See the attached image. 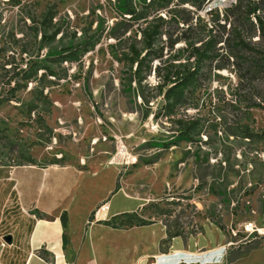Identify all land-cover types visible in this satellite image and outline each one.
Masks as SVG:
<instances>
[{
	"label": "rangeland",
	"instance_id": "1",
	"mask_svg": "<svg viewBox=\"0 0 264 264\" xmlns=\"http://www.w3.org/2000/svg\"><path fill=\"white\" fill-rule=\"evenodd\" d=\"M176 3L144 16L137 2L125 14V0H0V165L115 166L120 187L148 201L143 219L201 246L220 234L228 253L218 264H264V143L231 135L249 94L227 52L207 62L186 105L166 112L167 77L194 67V49L213 38L209 5L196 14ZM50 10L54 27L45 30ZM154 23L161 59L143 44ZM140 54L148 59L138 75L131 59ZM251 112L261 132L264 109ZM184 124L198 127L187 135ZM136 204L121 190L112 197V211Z\"/></svg>",
	"mask_w": 264,
	"mask_h": 264
},
{
	"label": "crops",
	"instance_id": "2",
	"mask_svg": "<svg viewBox=\"0 0 264 264\" xmlns=\"http://www.w3.org/2000/svg\"><path fill=\"white\" fill-rule=\"evenodd\" d=\"M112 165L90 169L69 164L0 165V264H218L227 257L222 236L206 243L173 237L159 223L116 228L107 221L140 211L148 201L120 187ZM119 190L137 201L112 211ZM67 215L64 226L62 216ZM157 229L154 236L142 233ZM154 231V230H153ZM64 234L67 242H64ZM50 254V261L40 251Z\"/></svg>",
	"mask_w": 264,
	"mask_h": 264
},
{
	"label": "trees",
	"instance_id": "3",
	"mask_svg": "<svg viewBox=\"0 0 264 264\" xmlns=\"http://www.w3.org/2000/svg\"><path fill=\"white\" fill-rule=\"evenodd\" d=\"M125 14H135L133 7L134 2L139 3L145 10L144 16L149 15L151 9H161L168 7L172 0H125ZM212 0H176V6H190L193 13L203 11ZM236 2L220 11L212 9L207 11V15L211 16V24L209 33L212 35L208 42L202 48H195L192 56L195 60L194 67L186 68L184 72L177 73L175 77H167L164 99L165 107L168 115H172L177 107H181L188 103L190 95L198 91L200 77L204 68L209 61L215 60L220 56L219 49L226 51L229 58L233 59L241 83L246 79L247 84L244 90L248 92V102L246 110L242 115V120L237 129L231 131V135L240 136L248 141L264 143V130L256 132L251 127L249 121L253 120L251 110L253 108L264 109V88L254 84L264 83V0H235ZM177 12H180L178 10ZM55 14L50 10L43 18L42 25L45 30L53 26ZM199 17V16H198ZM197 17V18H198ZM163 21L162 18H159ZM201 21V19H200ZM189 23L190 20H186ZM130 25H126L125 30L130 29ZM161 25L153 24L144 30L143 44L145 51L154 53L155 59H161L162 54L155 50V44L159 35ZM215 32V33H214ZM57 32L53 33V38ZM221 33V35H220ZM219 48H216L221 44ZM94 45L85 46L82 50H71L69 57L61 58V61H74V56L79 52H88L94 49ZM148 57L141 54L132 58V64L137 63V74L139 75L143 67H147L146 61ZM152 68H150L151 70ZM35 73H38L37 71ZM54 75L53 72H50ZM32 75L28 76L30 79ZM244 85V84H243ZM198 125L188 126L184 124L185 131L183 133L189 135L196 130ZM126 217L124 220L121 217ZM64 226L67 224V215L62 216ZM151 222L143 219L138 212L123 213L117 217L107 221L106 224L116 228H132L135 226H145ZM168 236L176 237L178 234L168 232ZM64 242H67V236L64 234ZM40 256L47 261H50V254L46 250L40 251Z\"/></svg>",
	"mask_w": 264,
	"mask_h": 264
},
{
	"label": "built area",
	"instance_id": "4",
	"mask_svg": "<svg viewBox=\"0 0 264 264\" xmlns=\"http://www.w3.org/2000/svg\"><path fill=\"white\" fill-rule=\"evenodd\" d=\"M215 1L217 2V5H215V6H211V4H209V6L207 7L206 11H210V10H212L214 7L218 6V4H219V0H215ZM215 1H213V2H215ZM226 1H227L226 8L232 6V5L236 2L235 0H226ZM114 158H115V157H114ZM114 158L111 160V163L114 161ZM246 229H247V230H249V229L253 230V229H254V226H253L252 224H249V225L246 226Z\"/></svg>",
	"mask_w": 264,
	"mask_h": 264
},
{
	"label": "bare ground",
	"instance_id": "5",
	"mask_svg": "<svg viewBox=\"0 0 264 264\" xmlns=\"http://www.w3.org/2000/svg\"><path fill=\"white\" fill-rule=\"evenodd\" d=\"M125 156V152L122 151L120 155L116 156L114 158V162H121L122 161V158Z\"/></svg>",
	"mask_w": 264,
	"mask_h": 264
},
{
	"label": "water",
	"instance_id": "6",
	"mask_svg": "<svg viewBox=\"0 0 264 264\" xmlns=\"http://www.w3.org/2000/svg\"><path fill=\"white\" fill-rule=\"evenodd\" d=\"M215 5H217V2L216 1L213 2V3H211V6H215Z\"/></svg>",
	"mask_w": 264,
	"mask_h": 264
}]
</instances>
